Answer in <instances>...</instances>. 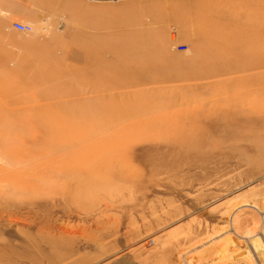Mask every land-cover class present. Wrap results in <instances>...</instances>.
Instances as JSON below:
<instances>
[{"label":"rangeland","instance_id":"374dc122","mask_svg":"<svg viewBox=\"0 0 264 264\" xmlns=\"http://www.w3.org/2000/svg\"><path fill=\"white\" fill-rule=\"evenodd\" d=\"M0 264H264V0H0Z\"/></svg>","mask_w":264,"mask_h":264},{"label":"built area","instance_id":"2783aa9c","mask_svg":"<svg viewBox=\"0 0 264 264\" xmlns=\"http://www.w3.org/2000/svg\"><path fill=\"white\" fill-rule=\"evenodd\" d=\"M13 26L20 31H28L31 28L29 24L20 21H15Z\"/></svg>","mask_w":264,"mask_h":264},{"label":"bare ground","instance_id":"6f19581e","mask_svg":"<svg viewBox=\"0 0 264 264\" xmlns=\"http://www.w3.org/2000/svg\"><path fill=\"white\" fill-rule=\"evenodd\" d=\"M27 24H29V23H27ZM29 25H30V24H29ZM30 26H31V25H30ZM257 243H258V242H257ZM257 243H256V244H257ZM257 245H258V246H257ZM257 245H256V248L258 247V249H259V246H260L259 243H258ZM261 248H262V247L260 246V249H261ZM260 249H259V250H260ZM261 251H262V250H261ZM261 251H260V252H261ZM261 253H262V252H261Z\"/></svg>","mask_w":264,"mask_h":264}]
</instances>
